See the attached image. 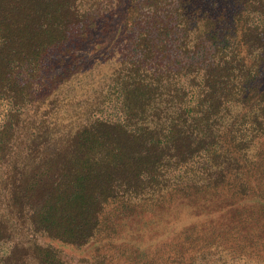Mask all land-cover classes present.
Segmentation results:
<instances>
[{"label":"trees","instance_id":"16d2710c","mask_svg":"<svg viewBox=\"0 0 264 264\" xmlns=\"http://www.w3.org/2000/svg\"><path fill=\"white\" fill-rule=\"evenodd\" d=\"M89 20L113 66L59 137L34 108ZM1 185L0 264H75L27 231L81 247L130 219L159 264H264V0H0Z\"/></svg>","mask_w":264,"mask_h":264},{"label":"rangeland","instance_id":"374dc122","mask_svg":"<svg viewBox=\"0 0 264 264\" xmlns=\"http://www.w3.org/2000/svg\"><path fill=\"white\" fill-rule=\"evenodd\" d=\"M108 18H111V14H108ZM92 22L89 20L85 23V28L80 34L76 36L77 41L66 42L65 47L61 51H55L49 61L47 62V68L49 70L56 69L62 70L66 63L63 61L66 59L68 62V51L70 53L76 52L77 56L75 59L81 57L82 59L79 63H83L82 69L79 72L80 74L74 75L72 79L63 84H54L48 83L46 87H41L42 91H40L41 95L45 96L40 98L38 101L39 107L34 108L37 115L41 112V106H44L46 102H49L46 107V113L49 116L50 126L48 127V131H53L58 134L60 137L63 133H66L69 129H72L71 125H68L66 128H58L59 125L56 123H60L62 118V125L66 124L69 120H72L78 115V110H80L85 102L84 99L87 95H92L94 90L99 88L104 81L105 76L109 74V70L111 69V56L109 55V61H107V52L103 48L101 42L97 43L98 46L95 48L101 49V53L92 52L93 49V40L96 35V31L101 28L102 24L99 20ZM69 43V44H68ZM68 54L67 58L66 55ZM74 60V59H73ZM105 64L104 66L98 67L97 71H92L93 66L97 64ZM95 72V74L93 73ZM40 88V87H39ZM51 98V99H50ZM42 102H45V104ZM64 116V117H63ZM25 124V122L23 123ZM39 128L36 125H30L29 129L25 131V135L23 137H31L35 134L38 135ZM43 130H41V133ZM67 138V136L65 135ZM59 139V138H58ZM7 189L4 185L0 186V207L3 208L5 206V202L7 199ZM151 204V202H150ZM164 203H160L159 206H163ZM136 221V219H135ZM134 220H124V221H114L115 232L109 236L106 234L101 235L102 237L97 240L91 241L89 244L77 247L74 245L62 243L60 241L52 240L42 233H35L29 230L27 231V236L33 240H36L40 243H51L54 247L60 251L61 256L75 264H87L88 258H93L94 262L104 264H136V262H128V259L125 258L124 255H133L134 249L139 247L137 250H143L147 253L146 259L148 260L147 264H159L161 261L162 254L166 252V249L162 248V240L155 239V237L160 236L161 231L156 235H145L144 237H140V234L136 235L134 238L131 233L134 232ZM26 227V225H23ZM134 235V234H133ZM110 239V240H109ZM155 239V241L153 240ZM137 246V247H136ZM137 251L136 253H139ZM211 254L205 255L210 257L209 259L204 258L202 255V259L200 260V264H239L234 259L225 260L224 253L223 255L219 254L216 251H210ZM217 261V262H216ZM249 264V263H248Z\"/></svg>","mask_w":264,"mask_h":264}]
</instances>
